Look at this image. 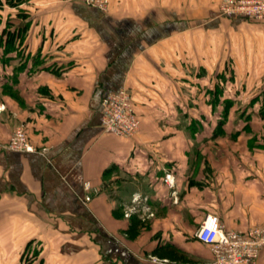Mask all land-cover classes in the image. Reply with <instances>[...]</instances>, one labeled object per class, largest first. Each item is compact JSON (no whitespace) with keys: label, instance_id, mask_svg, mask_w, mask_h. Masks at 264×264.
Returning <instances> with one entry per match:
<instances>
[{"label":"crops","instance_id":"0c3cea01","mask_svg":"<svg viewBox=\"0 0 264 264\" xmlns=\"http://www.w3.org/2000/svg\"><path fill=\"white\" fill-rule=\"evenodd\" d=\"M107 1L102 10L81 0H0V264L35 248L34 264H205L212 251L195 232L207 213L240 232L264 226V172L248 173L230 150L207 155L188 134L189 111L176 103L187 94L185 52L200 66L204 46L175 43L169 14L157 24L154 11L176 0ZM229 32L237 66L263 64L264 21ZM212 44L208 68L219 66ZM124 87L140 117L132 137L101 125L103 97ZM207 115L219 123L218 112ZM20 122L44 153L6 149ZM86 181L99 190L88 203ZM135 195L146 207L126 217Z\"/></svg>","mask_w":264,"mask_h":264},{"label":"rangeland","instance_id":"374dc122","mask_svg":"<svg viewBox=\"0 0 264 264\" xmlns=\"http://www.w3.org/2000/svg\"><path fill=\"white\" fill-rule=\"evenodd\" d=\"M222 1L218 4H212L206 3L204 0H176L174 1L172 10H167L166 13L158 6L157 11H154L156 15L155 20L158 25L163 24L165 21L168 22L166 15H171V20L175 23L169 27L173 32V37L176 38L175 43L178 42L180 44L183 40L184 45L188 43V45L195 46L196 42L200 41L204 46L203 65L200 66L196 63L194 66L191 65L193 64L191 59H193V62L194 60L196 61V53L193 56L192 52L188 54L185 52V57L189 61V68L186 67L183 70L181 90L187 93H183L186 96V100L183 97L180 101L176 102L182 111H189L183 112L182 118L186 119L189 126L192 127V130L188 133L190 139L204 140L207 155L208 153L210 155L216 154L218 150L222 153L230 150L241 163L248 166V173L259 175L264 172V62L263 64L253 63V66H248V69L243 66H237L238 62L234 61V56L236 57V55L233 54L235 50L234 52L230 50L225 39L229 40L231 36H235L234 32H229L234 27L247 28L248 17L236 14H222L219 9ZM197 8L199 10H196ZM187 15H195L196 18H185ZM215 15L221 21L226 22L224 24L212 22L211 18H214ZM236 20L239 21L236 22ZM178 24L184 26V32L181 31L182 29L179 28ZM213 28H218L222 31L220 34H213ZM187 29L192 30V32L187 31ZM186 33H189V40H186ZM213 39H215V45L220 50V60L216 63L219 66L208 68L206 64L211 63L208 59H212L213 57ZM237 47L239 48V53L244 51L245 46L243 43ZM196 76L200 77L196 78ZM0 105H4L3 109L6 108L4 103ZM197 107L203 108L206 114L200 117L191 114L190 109ZM208 110L218 112V116L215 118H218L219 123L215 124L214 127L211 124L213 117L207 115ZM18 126H22L25 129L28 141L35 147V152L44 153V149H38L32 143L26 123L24 122H20L14 126L6 149L16 151L10 149L9 143L14 130ZM98 193L99 190L93 189L91 199L86 201L85 194L82 200L84 203H88ZM125 212L124 215L126 216ZM34 252H36V248L33 253L30 250L25 254L24 258L22 257L21 261H18V264H34V260H36V253Z\"/></svg>","mask_w":264,"mask_h":264},{"label":"built area","instance_id":"2783aa9c","mask_svg":"<svg viewBox=\"0 0 264 264\" xmlns=\"http://www.w3.org/2000/svg\"><path fill=\"white\" fill-rule=\"evenodd\" d=\"M81 1L102 10L107 9V0ZM219 9L225 15H244L252 20H264V0H223ZM3 108L4 105H0V111ZM101 113V125L105 131L121 137H130L138 131L140 119L126 88L108 91L102 99ZM9 147L16 151L35 152V147L28 141L22 126L14 130ZM166 181L172 183L171 174L166 175ZM84 188L87 191L85 200L89 201L93 190L88 181L84 183ZM145 203L144 198L135 195L126 206V216L134 213L140 204L146 207ZM195 235L211 248L212 259L205 264H257L264 247V226L253 227L246 232L227 229L219 216L211 212L205 215Z\"/></svg>","mask_w":264,"mask_h":264}]
</instances>
